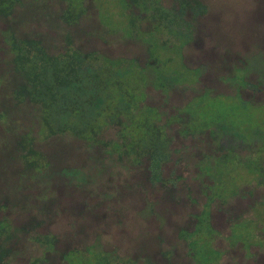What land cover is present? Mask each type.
<instances>
[{"label": "trees", "instance_id": "1", "mask_svg": "<svg viewBox=\"0 0 264 264\" xmlns=\"http://www.w3.org/2000/svg\"><path fill=\"white\" fill-rule=\"evenodd\" d=\"M209 9L203 0H0V264L29 243L43 250L28 264H176L169 249L115 258L101 238L112 216L137 210L131 228L161 216L158 186L170 192L173 157L166 115L149 97L187 82L184 59ZM113 40L135 52L112 54ZM113 202V214L102 209ZM200 262L194 253L187 264Z\"/></svg>", "mask_w": 264, "mask_h": 264}, {"label": "flooded vegetation", "instance_id": "2", "mask_svg": "<svg viewBox=\"0 0 264 264\" xmlns=\"http://www.w3.org/2000/svg\"><path fill=\"white\" fill-rule=\"evenodd\" d=\"M232 44L194 38L184 59L187 82L159 90L173 157L164 172L170 192L158 186L159 209L170 226L167 238L184 242L187 257L194 255L192 234L203 217L211 248H239L236 264H264V53L243 54ZM252 44L258 50L259 41ZM179 214L185 224L174 220ZM176 243L167 241L171 256Z\"/></svg>", "mask_w": 264, "mask_h": 264}, {"label": "rangeland", "instance_id": "3", "mask_svg": "<svg viewBox=\"0 0 264 264\" xmlns=\"http://www.w3.org/2000/svg\"><path fill=\"white\" fill-rule=\"evenodd\" d=\"M209 6V13L206 17L203 18L204 30H199L200 37L207 38L213 37V39H218L223 41L224 39H231L233 43L231 47L240 48L239 52L243 54H254L260 50L264 51V0H203ZM203 28V27H201ZM259 41L258 49L255 50L252 43ZM114 47H110L109 51L112 54H124L127 56L133 55L135 52L132 50L133 45H124L119 44L117 41H114ZM246 43V44H245ZM194 47V46H193ZM191 47L188 52H191ZM126 48V50H125ZM229 51V49H227ZM192 52H199V50H192ZM264 62V58L260 60ZM150 101L156 103L159 101L157 94L155 92L150 93ZM2 170L3 166L0 167ZM128 201L122 202L123 212L125 205ZM115 205L117 203H112L108 207H103L102 209L107 210L110 214L114 213ZM118 207V205L116 206ZM183 213L185 211H182ZM128 214V211L125 212ZM16 217L15 214H13ZM137 215V210L131 213L129 216H124L118 221V217H113L109 220V226L107 228V236L101 238V249H105L108 253H113L112 256L115 258H128V257H137L141 256L142 259H146L148 255H143L147 249L148 252H151V256L155 254L156 250H168L169 244L167 241L175 242V239L171 237L167 238V231L170 226L168 223L160 218L155 219L151 217L149 219L143 218L138 222V226L131 228L133 223L132 219ZM202 232L197 234L195 240L192 243L193 251L196 255V258L200 260L201 264H208L209 257L211 254L217 253L219 259L213 264H236L235 262H240V253L237 252V248H211L210 239L207 234L209 233L206 229L204 223V218L202 217ZM178 224H185L186 219L182 218L181 214L174 219ZM65 221L58 222L53 225V228L57 232L65 231ZM163 228L161 231L160 229ZM227 229V228H225ZM138 230H141L139 233ZM208 232V233H207ZM151 233V234H149ZM156 234L159 236L162 235V238L165 242L162 243L163 248H155ZM204 234H206L204 236ZM132 235V236H131ZM151 235V237H150ZM228 242L235 243L236 239L234 236H228L226 238ZM225 237L223 238V244H226ZM94 241V236H90L87 243H92ZM86 243V244H87ZM141 245L142 248H137L138 245ZM146 244H151L154 248H143ZM184 242H178L176 245L179 248H174L177 256H174L176 264H187L191 257H187L185 251L186 248H182ZM27 248H20L21 255L13 261L12 264H28L30 260L35 256H40L42 254L43 248H35L34 245L30 243L27 244ZM221 247V246H218ZM84 250L85 248H80ZM246 249V248H245ZM226 252L220 259V255ZM147 252V251H146ZM95 260L91 259L89 264H93ZM142 263L145 261L141 260ZM77 264H84V262L79 259L76 262ZM241 263H247V261H242ZM248 264V263H247Z\"/></svg>", "mask_w": 264, "mask_h": 264}]
</instances>
